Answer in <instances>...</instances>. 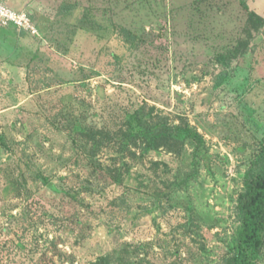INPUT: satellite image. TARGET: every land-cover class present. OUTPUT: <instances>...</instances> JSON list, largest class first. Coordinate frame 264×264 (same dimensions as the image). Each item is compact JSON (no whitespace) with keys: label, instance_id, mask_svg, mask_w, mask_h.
I'll return each instance as SVG.
<instances>
[{"label":"rangeland","instance_id":"rangeland-1","mask_svg":"<svg viewBox=\"0 0 264 264\" xmlns=\"http://www.w3.org/2000/svg\"><path fill=\"white\" fill-rule=\"evenodd\" d=\"M246 2L264 17V0ZM27 6L39 35L23 31L25 58L0 70V264H223L264 143V26L222 66L246 37L239 0ZM139 117L195 128L210 158L191 140L126 144Z\"/></svg>","mask_w":264,"mask_h":264},{"label":"trees","instance_id":"trees-1","mask_svg":"<svg viewBox=\"0 0 264 264\" xmlns=\"http://www.w3.org/2000/svg\"><path fill=\"white\" fill-rule=\"evenodd\" d=\"M239 2L246 13V37L216 56L222 66H228L233 60L244 57L252 39L264 26V17L251 10L246 0ZM118 33L131 47L139 46V37L126 27H119ZM96 134H100V131H94L92 137L96 138ZM187 140L194 142L196 151L205 161L210 158L205 140L195 128L174 125L164 119L144 122L139 117L136 126L127 132L125 142L134 146L143 144L145 149L164 148L168 152L177 153ZM234 213L241 227L235 247L229 249L223 264H259L264 260V143L247 160ZM110 263L111 257L107 255L92 264Z\"/></svg>","mask_w":264,"mask_h":264},{"label":"crops","instance_id":"crops-1","mask_svg":"<svg viewBox=\"0 0 264 264\" xmlns=\"http://www.w3.org/2000/svg\"><path fill=\"white\" fill-rule=\"evenodd\" d=\"M1 1L5 2L16 11H27L30 15H32V9L27 8L29 0ZM0 27L6 28L5 32L3 33V35H5L4 38L0 37V60L3 61L0 70L4 68L7 70L10 68H17L18 62L24 59L27 54V43H31L32 39L29 40L25 36L21 35L23 32L22 30H12L8 26Z\"/></svg>","mask_w":264,"mask_h":264},{"label":"built area","instance_id":"built-area-1","mask_svg":"<svg viewBox=\"0 0 264 264\" xmlns=\"http://www.w3.org/2000/svg\"><path fill=\"white\" fill-rule=\"evenodd\" d=\"M9 25L29 32L31 35H39L38 28L27 11H16L0 0V26L7 27Z\"/></svg>","mask_w":264,"mask_h":264}]
</instances>
